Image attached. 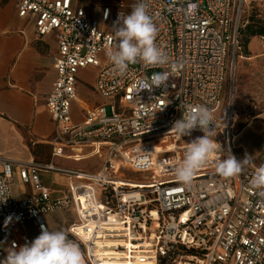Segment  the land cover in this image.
<instances>
[{"label":"built area","instance_id":"built-area-1","mask_svg":"<svg viewBox=\"0 0 264 264\" xmlns=\"http://www.w3.org/2000/svg\"><path fill=\"white\" fill-rule=\"evenodd\" d=\"M144 2L168 62L131 64L120 76L107 54L116 43L113 23L130 12L104 6L97 16L73 0L17 1L19 17L32 20L39 36L55 34L58 41L56 80L46 99L55 123L52 159L95 158L101 165L98 171L75 170L0 156V182L13 196L0 203V260L5 240L19 246L20 224L31 222L41 232L47 214L74 209L79 221L68 233L83 246L88 264H264V197L252 186L257 169L252 163L224 177L216 172L219 154L213 153L190 185L175 176L186 144L204 136L199 128L181 138L171 130L188 105L210 109L215 123L209 129H215L211 135L221 159L229 152L237 158L236 112L225 110L223 99L240 8L234 0ZM88 68L97 70L93 89L103 103L80 98V74ZM155 73L168 74L166 85L142 89L150 88ZM74 103L85 112L77 123L71 116ZM168 141L176 149L157 148ZM16 168L33 195L12 194ZM42 172L68 176L67 189L44 185ZM21 241L30 239L22 235Z\"/></svg>","mask_w":264,"mask_h":264},{"label":"crops","instance_id":"crops-1","mask_svg":"<svg viewBox=\"0 0 264 264\" xmlns=\"http://www.w3.org/2000/svg\"><path fill=\"white\" fill-rule=\"evenodd\" d=\"M17 1L0 0V156L20 163L52 161L63 168L98 171L101 165L99 159L77 162L51 157L55 123L47 111L46 99L56 80L58 41L55 34L39 36L32 20L19 17ZM88 4V0H73L74 6L83 7L88 13L95 14ZM92 72L96 73L97 70L88 68L81 71L78 90L83 102L97 105L103 103V100L93 89L96 76L87 83L83 80L84 74ZM71 116L74 123L85 119V112L78 103L73 104ZM261 119L264 120V113L236 136L235 152L238 159L244 158L246 154L254 158L264 150V122ZM253 142H258L257 147H253ZM157 148L172 151L176 149V144L171 141L166 144L158 143ZM251 163L254 165L253 161ZM46 175H52L54 179L47 183ZM40 176L44 185L52 190L63 191L69 185V177L61 173L42 172ZM12 194L16 197L34 194L33 186L24 183L19 177L18 168L15 170ZM72 214L76 215L74 209H59L47 214V227L52 230L59 227L68 232V228L79 221L77 215L74 220ZM40 233L36 225L24 222L19 225L15 237L19 240V246H22V235L32 241ZM69 238L78 242L70 234ZM3 245L6 257V249L11 245L8 240ZM80 246L84 264H88L84 248L81 244Z\"/></svg>","mask_w":264,"mask_h":264},{"label":"clouds","instance_id":"clouds-1","mask_svg":"<svg viewBox=\"0 0 264 264\" xmlns=\"http://www.w3.org/2000/svg\"><path fill=\"white\" fill-rule=\"evenodd\" d=\"M107 15V13H106ZM115 46L108 52V59L113 65V71L124 76L129 65L142 63L146 66L164 65L168 62L167 54L156 44L158 28L149 15L144 0L132 6L129 14H119L113 23ZM167 73H155L151 77L150 88L166 85ZM141 89V90H142ZM214 117L209 108L204 105H188L182 112V117L174 121L172 129L180 136H190L199 128L204 136L197 137L187 143L183 160L175 168L176 179L184 185H190L198 169L208 162L213 153L219 154L216 161V172L224 177H234L240 174L252 162L251 155L237 159L230 152L221 159L220 145L211 135L215 131L209 129ZM252 186L258 190V195L264 197V165L256 169L252 178ZM9 197L8 187L0 182V203H5ZM12 221V216L5 220V227ZM7 255L0 264H84V255L78 242L69 238L63 228L50 229L41 225V233L34 240L17 247L13 244L6 249Z\"/></svg>","mask_w":264,"mask_h":264},{"label":"rangeland","instance_id":"rangeland-1","mask_svg":"<svg viewBox=\"0 0 264 264\" xmlns=\"http://www.w3.org/2000/svg\"><path fill=\"white\" fill-rule=\"evenodd\" d=\"M88 7L97 16L101 8L109 6L113 11H131L134 0H88ZM239 11V28L252 23L254 30L264 26V0H234ZM248 39L247 45L244 40ZM91 74V73H90ZM84 74L85 83L95 78V72ZM88 75V76H87ZM86 97V94L84 95ZM223 108H233L236 112V136L248 124L264 113V37L240 35L238 46L232 47L228 57L227 79L224 89ZM261 121L264 122L263 119ZM257 147L258 142H253ZM238 151V150H237ZM236 153V152H235ZM240 154V153H238ZM255 168L264 165V150L252 158ZM258 164V165H257ZM74 166V165H72ZM134 176V175H131ZM141 178V177H140ZM54 179L46 175L47 183ZM74 220L76 215L72 214Z\"/></svg>","mask_w":264,"mask_h":264},{"label":"trees","instance_id":"trees-1","mask_svg":"<svg viewBox=\"0 0 264 264\" xmlns=\"http://www.w3.org/2000/svg\"><path fill=\"white\" fill-rule=\"evenodd\" d=\"M254 25L252 23L247 24L244 29L239 28V34L238 39L240 38V35H244L245 37H255V36H263L264 37V26L260 25V27L257 30H254ZM245 45L248 43V39L244 40ZM238 46V44H237Z\"/></svg>","mask_w":264,"mask_h":264},{"label":"bare ground","instance_id":"bare-ground-1","mask_svg":"<svg viewBox=\"0 0 264 264\" xmlns=\"http://www.w3.org/2000/svg\"><path fill=\"white\" fill-rule=\"evenodd\" d=\"M172 150H174V149H172Z\"/></svg>","mask_w":264,"mask_h":264}]
</instances>
